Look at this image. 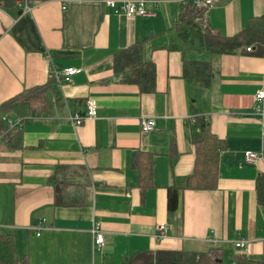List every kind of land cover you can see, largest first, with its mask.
<instances>
[{
  "label": "crops",
  "instance_id": "crops-1",
  "mask_svg": "<svg viewBox=\"0 0 264 264\" xmlns=\"http://www.w3.org/2000/svg\"><path fill=\"white\" fill-rule=\"evenodd\" d=\"M19 1H0V103L47 84L53 67L79 70L61 81L49 113L24 118L21 147L0 138V234L13 236L19 260L121 264L157 250L220 248L225 264L240 253L264 264V205L257 198L264 103L256 98L264 89V48L211 51L199 17L194 26L178 25L192 10L182 0H147L155 15L132 18L107 0H27V10ZM263 14L264 0H216L206 27L233 36ZM138 44L155 66L152 93L115 72L116 54ZM191 61L212 63L209 86L184 77ZM88 98L98 104L97 116L76 125ZM198 116L226 142L212 189H185ZM142 118L155 119V129L143 132ZM135 151L154 154V186L144 192L131 164ZM248 151L263 159L248 163ZM60 165L70 180L88 183L89 204L55 205L48 180ZM169 188L176 189L173 211ZM95 221L105 234L99 250ZM239 239L245 248L236 247Z\"/></svg>",
  "mask_w": 264,
  "mask_h": 264
},
{
  "label": "trees",
  "instance_id": "trees-1",
  "mask_svg": "<svg viewBox=\"0 0 264 264\" xmlns=\"http://www.w3.org/2000/svg\"><path fill=\"white\" fill-rule=\"evenodd\" d=\"M201 12L192 8L186 9L178 25H196ZM205 35L206 46L215 53H233L241 48L257 46L264 48V14L253 18L238 34L226 36L221 33L212 35L209 30ZM115 72L126 82L136 83L142 92L152 93L156 90V70L153 63L142 57V46L134 45L118 52L114 58ZM213 75L211 62L191 61L184 68V77L202 79L210 85ZM60 84L51 70L50 80L45 85L26 88L12 98L0 103V138L12 148L22 146L21 130L8 132L6 118L18 116L25 118L31 115H45L55 105V96L60 91ZM86 102V101H85ZM82 114V113H79ZM75 117V116H74ZM87 119V118H86ZM85 120V119H84ZM83 120V121H84ZM196 145L195 164L188 176L185 189H212L217 186L220 153L226 148L225 139L211 131L208 122L202 116L195 119ZM132 167L138 171L139 185L142 192L154 186V154L148 151H135L132 156ZM65 166H57L48 182L54 190L56 206H81L90 203L89 185L87 182L73 181L68 178ZM176 189L169 188L168 207L176 208ZM257 198L264 205V175L257 179ZM235 264H262L245 254H236ZM20 261L13 236L0 234V264H24ZM121 264H225L223 251L214 248L205 252H188L178 250H157L136 257H127Z\"/></svg>",
  "mask_w": 264,
  "mask_h": 264
},
{
  "label": "built area",
  "instance_id": "built-area-1",
  "mask_svg": "<svg viewBox=\"0 0 264 264\" xmlns=\"http://www.w3.org/2000/svg\"><path fill=\"white\" fill-rule=\"evenodd\" d=\"M6 1V0H0ZM183 4L186 6H190L191 8L200 11L199 20L202 24L208 25V14L211 11L212 6L216 2V0H182ZM106 3L112 8L125 13L128 17L132 18L135 15L141 16H153L155 15L154 10L148 9V1L147 0H125V1H115V0H107ZM23 9L27 10L30 8L27 0H20L18 3ZM251 50V47L248 48ZM79 70L75 68H68L63 71H59L56 68H52V72L55 75L57 82L61 84L63 79L71 80V77L76 74ZM64 75L65 77H63ZM256 98L260 103H264V89H261L256 94ZM86 111L82 114H76L74 117V124H80L86 118H93L97 116L98 113V104L91 98H88L85 102ZM8 132L17 131L22 128L24 125V119L18 116H9L6 118ZM263 131L262 135L264 136V117L262 120ZM141 130L143 132H150L155 129L156 121L153 118H142L140 120ZM245 158L248 163H256L258 160L263 159L262 153H257L255 151H248L245 153ZM46 220L43 219L42 222ZM44 228L42 223H39L36 226L37 234H40V231ZM165 225H162L158 228L157 237L161 238L165 235ZM92 232L94 235V246L96 249H100V246L105 242V234L102 231L101 225L99 222L95 221L93 224ZM236 247L239 249L245 248L247 246V241L244 239H239L235 243Z\"/></svg>",
  "mask_w": 264,
  "mask_h": 264
},
{
  "label": "rangeland",
  "instance_id": "rangeland-1",
  "mask_svg": "<svg viewBox=\"0 0 264 264\" xmlns=\"http://www.w3.org/2000/svg\"><path fill=\"white\" fill-rule=\"evenodd\" d=\"M206 26H207L206 24H201V27H202V29L204 30V35H207V33H208V31L205 30V29H206ZM212 35H213V36H216L215 33H213V32H212Z\"/></svg>",
  "mask_w": 264,
  "mask_h": 264
}]
</instances>
